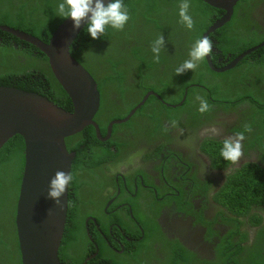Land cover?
Masks as SVG:
<instances>
[{
  "label": "trees",
  "instance_id": "trees-1",
  "mask_svg": "<svg viewBox=\"0 0 264 264\" xmlns=\"http://www.w3.org/2000/svg\"><path fill=\"white\" fill-rule=\"evenodd\" d=\"M83 1L0 0V24L48 41L58 25ZM243 2L239 0L230 21L207 38L210 54L218 57L222 51L226 56L232 54L231 60L264 42V32L253 29L254 26L258 28L256 22L250 26L244 23L239 11ZM257 5L256 0L250 11ZM224 13V9L203 0H113L107 5L80 32L71 48L73 56L91 72L98 84L101 105L96 122L124 118L126 112L153 91L162 99L151 94L138 108L137 112L151 109V114L142 115L143 121L136 129L141 125V130L150 131L152 135L162 132L169 135L163 126L165 119L178 127L184 126L182 121L191 120L204 128L214 127L219 122L224 124L228 116L235 117L233 134L237 132L248 147L259 149L264 160V47L254 51L252 58L246 56L223 72L210 67L201 47L204 33ZM0 33L4 35L0 39V86L35 91L73 110L72 101L56 79L44 52L12 33L2 30ZM214 46L219 47L218 52L213 50ZM214 65L222 67L225 63L216 60ZM108 100L113 106L111 109H105ZM146 116L151 118L146 119ZM133 119L130 117L129 122ZM126 123L114 124V130ZM113 140L112 136L107 141L99 140L93 125L68 137L69 149L77 153L73 172L98 167L103 155L111 151ZM133 142L131 138L124 139L119 148ZM198 143L205 146L201 154L208 158L209 169L225 171L219 187H205V190H209L212 197L216 195L221 203L231 205L232 213L227 214L233 215L231 223L246 227L249 224L250 227L260 221L264 226V161L235 158L233 142L225 134ZM24 146L23 137L16 135L0 150V187L5 183L8 189L1 177H7L9 172L16 174L18 179L13 180L8 193L14 192L15 183L21 179ZM85 218L86 215L80 216L73 226L71 223L66 226L63 243H67V252L62 245L61 256L69 264H81L84 260L83 245L86 247L85 240L88 242ZM150 227L151 232L146 230L145 234L146 247L130 250L126 255L102 247V253H111L117 257L114 261L122 264H264V230L253 244L240 246V250L234 248V243L232 253L222 246L216 258L171 247V251H166L168 257L161 259L157 249L153 250L154 241L159 242L160 238L156 222ZM244 235L241 242L248 240ZM70 249L75 252L73 255ZM93 260L87 264H92Z\"/></svg>",
  "mask_w": 264,
  "mask_h": 264
},
{
  "label": "flooded vegetation",
  "instance_id": "flooded-vegetation-1",
  "mask_svg": "<svg viewBox=\"0 0 264 264\" xmlns=\"http://www.w3.org/2000/svg\"><path fill=\"white\" fill-rule=\"evenodd\" d=\"M255 2L256 0H244L239 11L246 25L256 22L258 28L254 26L253 29L263 33L264 0H257V7L250 11V7H253ZM213 50L218 52L219 47L214 46ZM215 55L210 56L214 64L216 60L220 63L227 62V58L230 62L232 59L230 60L229 57L233 56L223 55L222 51L221 56ZM253 56L252 52L247 55V59ZM105 90L109 91L108 88ZM107 93L110 97V92ZM136 107L126 112L125 117ZM111 108L113 106L108 100L105 109ZM137 110L132 116L136 118L140 115V121H143L142 115L151 114V109H144L143 112ZM146 117V119L151 118ZM226 119L228 120L224 124L219 122L214 127L204 128L200 125L196 126L191 120H186V123L182 121L184 126L178 127L165 119L163 126L166 127L167 132L169 131V135L165 132L152 135L150 131L141 130V125L139 129L124 127L129 123L128 119L125 121L127 123L118 127L116 131L113 125L109 136L108 128L112 120L105 123V120L100 119L102 122L98 123L100 135L96 131V137L101 141L114 137L115 140L110 144L113 154H110L111 151L104 154L99 166L89 171L87 168L84 170L80 168L81 170L73 172L72 167L69 178L71 209L66 226L70 223L73 226L80 216L86 215L85 232L88 242L85 240L86 247L83 245L82 251H85V257L81 264H87L92 259H94L92 264H122L115 262L114 259L117 257L111 256V253H102L101 248H113L118 255H126L130 250L146 247V230H151L149 225L153 228V221L156 222L160 236V243L154 241L153 250L157 249L158 257L161 259L168 257L166 251L168 249L171 251V247L182 248L185 253L212 259L216 258L222 246H225L226 252L232 253L233 243L236 250H240V246L253 244L255 238L264 230L263 223L255 221L250 227L249 224L246 227L245 224L231 223L230 218L233 215L227 216L228 213H232L231 205L221 203L216 195L212 197L209 195V190H205V187L212 189L219 187L225 171L209 169L208 158L205 154V156L201 154L205 146L203 143H198L202 139L225 134L226 138L233 142L232 151L235 158L264 161L260 157L259 149L248 147L246 141L236 135L237 132L233 134L236 118L228 116ZM128 138L134 141L133 144L129 143L125 148H119L122 146L119 143ZM199 144L200 149H198ZM118 152L119 156H116ZM106 156L107 160H105ZM16 180L18 181L17 176ZM21 180L22 176L19 182L15 183L13 193L11 190L8 193L11 184H8V189L4 183L0 187V192H5L6 195L5 200L0 203V264H23L16 228ZM13 182L12 180L11 183ZM244 234L248 237L247 242L240 241ZM62 245L63 248L66 247L65 253L67 252V243H63L62 240L59 250L60 259L65 264H69L61 256ZM70 251L72 255L75 253L72 249Z\"/></svg>",
  "mask_w": 264,
  "mask_h": 264
},
{
  "label": "water",
  "instance_id": "water-1",
  "mask_svg": "<svg viewBox=\"0 0 264 264\" xmlns=\"http://www.w3.org/2000/svg\"><path fill=\"white\" fill-rule=\"evenodd\" d=\"M113 0H84L53 32L48 41L28 32L0 24V30L14 34L39 48L48 57L55 77L69 95L73 110H67L54 100L37 92L0 86V150L14 136L24 140V170L22 174L16 228L23 264H65L59 256L69 212V178L76 158L67 138L93 125L100 135L95 118L101 105V94L94 76L71 53L80 32ZM225 13L207 29L202 46L210 67L218 72L236 66L245 56L264 46L256 45L216 67L206 46L208 35L230 21L239 0H203ZM0 33V38L2 37ZM2 39V38H1ZM151 94L125 118L128 120ZM169 105V104H168ZM85 264V263H84Z\"/></svg>",
  "mask_w": 264,
  "mask_h": 264
},
{
  "label": "rangeland",
  "instance_id": "rangeland-1",
  "mask_svg": "<svg viewBox=\"0 0 264 264\" xmlns=\"http://www.w3.org/2000/svg\"><path fill=\"white\" fill-rule=\"evenodd\" d=\"M141 116L138 115L136 118H134L133 120H131L127 125H125L124 127H137V123L140 121ZM210 133V132H208ZM15 173V172H14ZM7 177L6 176H2L1 179L6 182L7 184H11V181L16 179V174L14 175L13 173L9 172L7 173ZM4 185H6L4 183ZM5 192H0V203H2L5 200ZM8 203V202H5ZM13 203H15V200L13 199Z\"/></svg>",
  "mask_w": 264,
  "mask_h": 264
},
{
  "label": "clouds",
  "instance_id": "clouds-1",
  "mask_svg": "<svg viewBox=\"0 0 264 264\" xmlns=\"http://www.w3.org/2000/svg\"><path fill=\"white\" fill-rule=\"evenodd\" d=\"M210 35V34H209ZM209 35H208V37H209ZM207 37V38H208ZM206 46H207V39H206ZM201 47H202V49H203V46H202V41H201ZM207 48H208V46H207ZM208 52H209V50H208ZM209 55L211 56V54L209 53ZM206 56V55H205ZM207 58V57H206ZM211 60H212V58H211ZM212 62H214L213 60H212ZM220 62V61H219ZM229 62V60L227 59V62H224L225 63V65L227 64ZM224 65V66H225Z\"/></svg>",
  "mask_w": 264,
  "mask_h": 264
}]
</instances>
